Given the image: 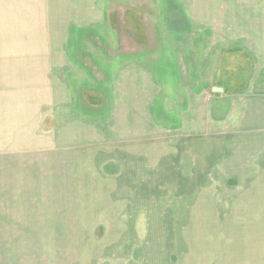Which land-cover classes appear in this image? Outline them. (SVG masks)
Segmentation results:
<instances>
[{
	"label": "rangeland",
	"instance_id": "rangeland-1",
	"mask_svg": "<svg viewBox=\"0 0 264 264\" xmlns=\"http://www.w3.org/2000/svg\"><path fill=\"white\" fill-rule=\"evenodd\" d=\"M255 36L264 38V0H0V152L15 151L18 136L46 138L35 144L83 173L85 218L79 239L0 237L5 256L254 264L246 190L232 188L226 146L165 126L220 60L215 82L237 72L236 42ZM41 186L37 198L61 197Z\"/></svg>",
	"mask_w": 264,
	"mask_h": 264
},
{
	"label": "crops",
	"instance_id": "crops-1",
	"mask_svg": "<svg viewBox=\"0 0 264 264\" xmlns=\"http://www.w3.org/2000/svg\"><path fill=\"white\" fill-rule=\"evenodd\" d=\"M249 34L253 38V34ZM237 42L235 50L242 54L237 72L231 73L227 81L215 82L222 72L219 71L220 60L215 75L202 88V95L197 89L185 93L188 99L185 98L183 108L178 109L176 117L179 122L176 127L165 126V133L203 131L207 139L214 140V143L209 142L215 146L213 150L226 146V152L222 154L226 155L230 167L232 188L235 190L236 185L238 191L239 186L241 190H246L253 262L264 264V38ZM216 87L222 91H213ZM208 90H211V99ZM199 94L204 102L205 99L209 100L206 101L207 105L201 106ZM160 123L164 124L163 121ZM36 134L32 132V135L25 136L28 144H20L24 140L18 136L15 151L12 149L7 154L0 152V237L82 238L85 218L81 206L84 201L78 196L83 173H79L78 167L75 171V168L61 166L62 156H59L60 164L56 162L58 155L52 157L45 144H35L39 139L46 140ZM220 158L225 157L221 155ZM44 167H48V170ZM43 176L50 177L51 181H41ZM42 183L57 189L61 197L37 198L43 190ZM42 223L49 228L47 233H40ZM39 250L34 252L42 253ZM10 251L6 247L0 249V264H21L15 256H5ZM73 251L70 253L71 263L78 264V253Z\"/></svg>",
	"mask_w": 264,
	"mask_h": 264
},
{
	"label": "water",
	"instance_id": "water-1",
	"mask_svg": "<svg viewBox=\"0 0 264 264\" xmlns=\"http://www.w3.org/2000/svg\"><path fill=\"white\" fill-rule=\"evenodd\" d=\"M213 91L217 92V91H222V89L220 87H216L213 89Z\"/></svg>",
	"mask_w": 264,
	"mask_h": 264
}]
</instances>
